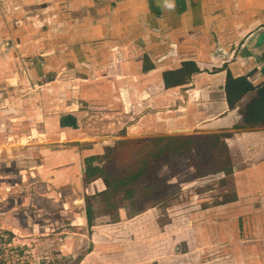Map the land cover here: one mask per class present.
Instances as JSON below:
<instances>
[{
	"label": "crops",
	"instance_id": "obj_1",
	"mask_svg": "<svg viewBox=\"0 0 264 264\" xmlns=\"http://www.w3.org/2000/svg\"><path fill=\"white\" fill-rule=\"evenodd\" d=\"M214 1L207 0L206 6L224 43L240 40L244 27L251 28L257 20V8L264 9V4L248 10L237 1ZM114 2L128 4L0 0V132L7 129L8 118L15 130L27 129L35 143L43 145L44 167L53 175L52 183H63L61 192L53 189L45 200L52 202L50 222L62 217L61 227L66 229L55 236L50 225L52 229L45 228L48 233L40 236L48 238L47 246H57V258L67 264H264V129L224 136L213 150L219 159L205 161L203 169L193 168L199 161L192 160L199 153L196 147L179 139L172 151L180 165L170 169L160 160L151 185L147 179H133L147 169L144 158L130 165L129 179L108 184L111 169L101 142L114 141L118 149L124 148L125 139L117 133L124 127L129 136L136 126L121 122L141 121L146 131H156L154 136L176 134L192 127L205 110L197 116L191 109L179 117L172 110L176 119L167 120L162 109L170 92L160 89L165 79L137 83L132 71L136 54L145 57L143 65L158 61L155 52L136 47L139 36L129 37L130 30L143 35L148 19L119 21ZM123 55L122 65L131 68L129 73L117 66ZM7 85L12 93L5 90ZM222 99L223 106L217 108L228 110ZM235 111L237 107L222 118L225 126L233 124ZM167 125L173 132H167ZM138 137L142 136L134 138ZM189 153L187 158L184 154ZM206 173L211 176L205 180ZM18 177L6 181L1 176V197L8 189L17 193L22 179ZM131 190L134 195L124 197ZM5 207H0V217L10 216ZM42 226L34 224L32 231ZM4 227L0 230L14 234Z\"/></svg>",
	"mask_w": 264,
	"mask_h": 264
},
{
	"label": "flooded vegetation",
	"instance_id": "obj_2",
	"mask_svg": "<svg viewBox=\"0 0 264 264\" xmlns=\"http://www.w3.org/2000/svg\"><path fill=\"white\" fill-rule=\"evenodd\" d=\"M124 1H128V4H122V3L117 4L118 1L116 3L115 2L113 3V5H116V7L118 5L117 11L116 9L113 10L118 13L119 21L123 19L141 21L143 17L148 19V25H147L148 30L144 32L143 35L141 32H139V30L136 32L131 30L129 31L130 38L133 34L140 37V39H137L136 41L137 43L136 47L142 48L144 52L147 51V53L151 51L155 52L157 56L158 61L156 62L155 67L153 69L149 68L150 66H152L150 63H146L145 65H143L144 67H141L143 70L149 68L148 77L144 82L146 84H148L149 82L153 83V81L156 80L157 77H159V79L163 77L165 81L162 82L163 84L160 86L161 87L160 89L163 90L164 92H166L169 88L171 89L169 91L170 93H168V97H169V101L175 99V104H174L176 106L175 110H177V108L179 107L183 108V106H180V103L182 104L183 102L182 100L179 99V96L181 98H185L188 95L189 99H192L190 100L192 101V103L198 102L199 90L197 87L200 85L203 86L211 85L212 87H214L215 91L221 92L217 94L218 96L217 99H222L224 97L222 101H224V99L226 100L225 105L226 108H228V110L221 111L222 109L217 108V106L219 105H214L211 108L213 109V112H211L213 114L212 116L206 117V115L205 116L201 115L200 120L198 119L194 120L192 127L178 129L179 131L177 130L178 132L176 131V134L173 133V134L159 135V136L147 135L145 138L128 139V140H133L132 142H134V141H146L152 138L166 137V136H171L176 138L170 147V154L166 157L160 158L157 162V168L153 170V172H149L148 174H146V176L140 179L144 178L149 180L151 185L150 179L152 177L156 178V172L159 169L158 163L160 160H165L166 162H168L170 164V169L174 167L176 168V166L180 165L181 163L180 159L174 156V153L172 151V148L179 139L183 138L184 142H188L186 144L194 145L196 147L199 153L197 155H193L192 160H196L198 158L199 161L198 162L194 161L195 163L193 165V168L203 169L204 167L202 166L204 165L205 161L207 162L210 160L219 159V155L215 154L213 151L216 143L215 140L218 141L220 139H223L224 136H227L228 134H232L233 132L247 133L258 129H264V127H258L253 129L235 128V126L241 123V121L243 120V116L245 115L246 110L253 103H255L259 95L264 91V48L262 47V44H264V9L259 10L257 8L260 5L264 4V0H232V4H236L233 2L237 1V4L245 6L246 9H248L249 6L250 8H252V6L257 8V20L252 24L251 28L249 27V25L248 26L246 25V27H244V35H242L241 39L238 40L237 42L233 41L232 42L233 44L230 43L229 41L226 43L223 42L221 33L216 30L214 23L211 21L214 16L208 13V9L206 6L207 0H175L176 3V8L174 10L175 15H172L162 7V0H124ZM129 1H131V3H129ZM224 1L229 2V0H224ZM209 2L214 3L215 1L209 0ZM217 2L223 3V0H217ZM225 4H229V3H225ZM210 8L212 9V6H210ZM157 12L158 15H155ZM243 13L242 14L244 15L245 19H248L249 18L248 11H244ZM221 26H223V24H221ZM126 27L129 28L128 26ZM152 31H154V33H152ZM170 35L174 37L177 36L182 37V35L184 36L180 39H176V38H169L168 36ZM188 38L192 39V42L189 45L190 50L183 49V40ZM166 45L170 47H167ZM192 49L194 51L197 50L198 52H202V53H204L203 50H206L207 53L211 55L210 57H212V59L210 58L209 59L210 62L205 63L204 67L206 69L208 67L209 69H216V67L220 65V68H218L219 71L216 73L217 74L222 73L224 80L222 81L221 79L218 78V80L216 79L215 81V79H212V75H206L211 79L206 81L203 80V83L197 84L196 77L200 75L199 73H195L198 72L200 69L198 62H197L198 65L197 66L194 65V67L192 66L193 63L191 62L188 61L182 62L183 51L185 50L194 56V54L191 53ZM135 52H138L137 48H135ZM231 53H233L234 55L239 54L242 60V63L234 66V68L231 66L228 67V65L224 63V61H230ZM170 54L173 55L174 57L171 58ZM136 56H141V54H136ZM147 58L151 59V55H148ZM135 59H138V57H135ZM187 63H190L191 65H188ZM221 63H223L222 65L224 66L223 70H221ZM117 66L120 71H123V73H125L126 70L128 73L131 72V68L124 67V65H122V62L121 63L118 62ZM182 67H184L186 70L188 69V71L190 72L186 74H182V70H183ZM152 71L154 72L152 73ZM174 72L178 73V75L175 74ZM235 75H238L241 78L233 79L232 76ZM194 92H197L196 101H195L196 97L195 98L191 97V93ZM139 97L141 98V95ZM142 97H145V99H147V96H145L144 94L142 95ZM213 97L216 98L215 96ZM252 99L253 101L251 102ZM248 102L250 103L249 105H247ZM220 105L223 106V103L221 102ZM235 107H237V111H235L237 118L234 120L233 124L230 127L225 126L223 124L222 118L226 117L228 111L233 110ZM145 111H150V109H147ZM162 111L164 112L163 109ZM195 112L197 116L199 115V113H201V111L199 112V110L198 111L196 110ZM133 121H136V119H133ZM217 124L221 125L222 127L221 126L215 127ZM189 130L191 132V135H189L188 133H184V131L188 132ZM117 134L121 137H124L125 136L124 127ZM187 135H189V137L185 138ZM225 139H227V137H225ZM103 142H107V141H103ZM107 143L112 145L114 149L117 150V152L125 151L126 159H119L116 162H117V169H121L122 167L127 166V173L129 179L130 176L128 170L130 165L133 162L137 161L138 159L144 157H138L134 159V154L130 153V148L128 149L129 147L128 144L124 148L118 149L116 142L112 141ZM184 155L187 156L188 158L190 157L191 153H189L188 155L186 154ZM185 156L184 159H187ZM169 161L174 162L173 163L174 165L172 166V164ZM148 168L149 165L147 169ZM210 176L211 175L208 176L206 173L202 177L205 179V177H210ZM131 191L133 193L132 194L133 196L135 190L134 191L131 190ZM132 196L126 198H131ZM263 251H264V244H263Z\"/></svg>",
	"mask_w": 264,
	"mask_h": 264
},
{
	"label": "rangeland",
	"instance_id": "obj_3",
	"mask_svg": "<svg viewBox=\"0 0 264 264\" xmlns=\"http://www.w3.org/2000/svg\"><path fill=\"white\" fill-rule=\"evenodd\" d=\"M152 30V29H151ZM154 33V31H152ZM192 39L188 38L183 40V49L185 47H189L191 44ZM142 55V54H141ZM199 55V56H198ZM198 55L192 56L187 51H183L182 54V62H191L193 63L192 66L194 67L199 64V71L195 73H199L200 75H212V79L218 80L221 79L224 80L222 73L217 74L218 68H220V65L216 67V69H209V67L206 69L204 67L205 63L210 62V54H205L202 52H199ZM230 54V61H224L225 64L234 68V66L239 65L242 63V60L239 56V54ZM125 56H121L118 60L120 63L123 62L126 58ZM140 57L139 60H136V67L134 68L135 71V79L138 82H144L148 77V69L143 70L141 67L143 66V62L145 57L143 56H136ZM170 57L173 58L174 56L170 54ZM209 57V58H208ZM144 58V59H143ZM208 58V60H207ZM146 60V59H145ZM198 62V64H197ZM196 63V64H195ZM188 65H191L190 63H187ZM221 63V70L224 69V66ZM150 68L153 69L155 67L154 63L151 61ZM138 67V68H137ZM192 67V69H193ZM230 67V68H231ZM150 69V70H151ZM182 74L189 73L188 69L186 70L184 67H182ZM188 71V72H186ZM195 71V70H194ZM154 71H152L153 73ZM221 72V71H220ZM178 75V73L174 72ZM173 73V74H174ZM181 73V72H180ZM181 74V75H182ZM233 79H239L241 78L238 75L232 76ZM174 79V77H173ZM176 79V78H175ZM221 82V81H220ZM195 87V86H194ZM193 87V88H194ZM199 90V98L198 102L192 103L190 101L189 96L187 95L185 98H181L179 96V99L182 100V104L180 103V106H183V108H177V116L179 117L182 114L186 115V112H189L192 110H199L201 111L202 108L207 109L212 108L214 105H219L221 99H217V94L221 93L218 91H215L214 87L210 86H203L200 85L197 87ZM5 90L12 93L13 88L9 85L5 86ZM141 90V89H140ZM169 88L167 91H170ZM1 92L3 89L0 90ZM154 92V91H153ZM20 94V92H18ZM233 94V93H231ZM215 96L216 98H214ZM3 98L0 97V109H3ZM210 98V99H208ZM253 100V99H252ZM250 102V101H249ZM247 103V105L249 104ZM171 104V105H170ZM176 106L174 105V101H168L167 107L164 109V112H166V118L168 121H174L176 119V115L173 114L172 110H175ZM142 114V113H141ZM211 119V118H210ZM154 120V119H153ZM8 127L7 129H3V131L0 132V178L1 176H5L3 180L9 181L12 180V176H19L21 179V186H17V193L14 191H10V189L7 190V194L5 196H0V207L2 209L3 206H6L4 210L7 212H10L9 217H0V226L4 225V228H7L14 232L13 238L9 241L8 244H0V248H5L7 259L9 264H67L62 263L59 258H57L56 255L59 254L57 251V246L50 245L47 246L46 241L48 238L44 235V237H41V234H46L50 229V225H53L55 230L54 235L56 236V233L63 232L64 229L61 226L63 225V218L57 217L56 219L52 220L55 222H50V210L51 207L49 206L50 203H52L50 200L46 201L45 199L47 196H49L52 193L53 189H58V191H55L56 194L58 192L62 191V188L60 185L63 183L61 181L52 183L51 176L52 174L48 173V170L45 169L44 164H46L45 161V154L43 153L44 150L42 149L43 145H38L35 143V141L31 138V136L27 133V129H20V131L14 129V123L13 121L8 118ZM124 124L125 127L131 125L132 127L135 124V129L131 132L129 136H124L125 142L124 145L121 146H127L128 149L130 148V153L135 154L140 149L138 142H132L133 140L128 139H134L135 135L142 136L141 138H145L147 135H153L156 133L153 129H149L146 131L144 127L142 126L143 123L140 121L137 123L136 121H130V122H121ZM20 124V123H17ZM26 124H23V126ZM121 126V125H120ZM168 126V125H167ZM27 128V127H26ZM167 132L170 130L172 131L171 127H166ZM173 132V131H172ZM194 132V131H193ZM184 133H188L191 135L190 130L184 131ZM144 136V137H143ZM188 136V135H187ZM228 137V136H225ZM139 138V137H138ZM138 140V139H137ZM215 142H217L215 140ZM41 146V148H40ZM45 146V145H44ZM123 156H125V151H123ZM124 158V157H122ZM172 166L174 165V162L169 161ZM170 167V164L167 162ZM55 169L58 168H54ZM57 172V171H56ZM56 175L54 176V179H56ZM22 192V193H21ZM21 196V197H19ZM19 197V199H18ZM15 198L17 200H15ZM58 199H54V201ZM11 201V202H10ZM18 201V202H17ZM62 201V200H61ZM61 201H59V204L61 205ZM16 225V227L14 226ZM18 224V225H17ZM34 224H39L44 228L41 231H32V227ZM49 228V230H46L45 228ZM17 228V229H16ZM1 232L4 230H0ZM6 236H4L5 238ZM50 238L51 234L49 235ZM60 238H63L60 235ZM21 251V257H17L16 252ZM46 250H49V253H42ZM44 256V257H43ZM77 260L69 263V264H75Z\"/></svg>",
	"mask_w": 264,
	"mask_h": 264
},
{
	"label": "trees",
	"instance_id": "obj_4",
	"mask_svg": "<svg viewBox=\"0 0 264 264\" xmlns=\"http://www.w3.org/2000/svg\"><path fill=\"white\" fill-rule=\"evenodd\" d=\"M264 127V91L259 95L258 99L253 103L245 112L241 123L237 124L235 128H258ZM175 137H156L146 141H134L138 142L140 149L134 154V159L138 157H144L148 162L149 168L141 174L134 177V180H138L149 172H153L157 168V162L160 158L166 157L170 154V147L175 141ZM101 147L103 155L107 159L111 173H108L106 179L111 186L117 185L128 179L127 166L117 169V162L119 159H126V155L123 156V152H117L112 145L107 142H102ZM124 157V158H122ZM130 160V158H129ZM115 161L116 163H113ZM117 169V170H116ZM113 174L115 176H113ZM132 191L125 193L124 197L132 196ZM89 224V218L87 219ZM4 236H6L4 238ZM13 238L10 232L0 231V244H8ZM1 253V250H0ZM21 251L16 252L17 257H21ZM0 264H5V257L0 256Z\"/></svg>",
	"mask_w": 264,
	"mask_h": 264
},
{
	"label": "bare ground",
	"instance_id": "obj_5",
	"mask_svg": "<svg viewBox=\"0 0 264 264\" xmlns=\"http://www.w3.org/2000/svg\"><path fill=\"white\" fill-rule=\"evenodd\" d=\"M219 25V24H218ZM213 78V77H212ZM211 78H209L208 76H206V75H199L198 77H196V80H197V84H201V83H203V80H210ZM205 87H207V86H205ZM195 94V95H194ZM196 95H197V92H194V93H191V97L192 98H195L196 97ZM196 99H197V97L195 98V101H196ZM190 100H192V99H190ZM221 107V106H220ZM215 110V109H214ZM211 112H213V109H211V108H207V109H205L204 110V113H203V115L205 116L206 115V117H208V116H212L213 114L211 113ZM202 113V112H201ZM40 137V136H39Z\"/></svg>",
	"mask_w": 264,
	"mask_h": 264
},
{
	"label": "clouds",
	"instance_id": "obj_6",
	"mask_svg": "<svg viewBox=\"0 0 264 264\" xmlns=\"http://www.w3.org/2000/svg\"><path fill=\"white\" fill-rule=\"evenodd\" d=\"M162 7L167 11H174L176 8L175 0H162Z\"/></svg>",
	"mask_w": 264,
	"mask_h": 264
},
{
	"label": "built area",
	"instance_id": "obj_7",
	"mask_svg": "<svg viewBox=\"0 0 264 264\" xmlns=\"http://www.w3.org/2000/svg\"><path fill=\"white\" fill-rule=\"evenodd\" d=\"M0 250H1L0 256H4L5 257V264H9L5 248H3V249L0 248Z\"/></svg>",
	"mask_w": 264,
	"mask_h": 264
},
{
	"label": "water",
	"instance_id": "obj_8",
	"mask_svg": "<svg viewBox=\"0 0 264 264\" xmlns=\"http://www.w3.org/2000/svg\"><path fill=\"white\" fill-rule=\"evenodd\" d=\"M252 101H253V100H251V102H252ZM251 102H250V103H251ZM250 103H249V104H250ZM249 104H248V105H249ZM247 107H248V106H247Z\"/></svg>",
	"mask_w": 264,
	"mask_h": 264
}]
</instances>
